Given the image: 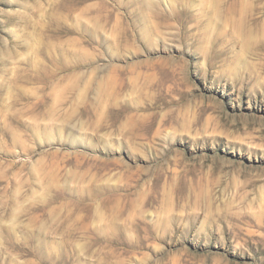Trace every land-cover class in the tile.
Returning <instances> with one entry per match:
<instances>
[{
  "label": "rangeland",
  "instance_id": "1",
  "mask_svg": "<svg viewBox=\"0 0 264 264\" xmlns=\"http://www.w3.org/2000/svg\"><path fill=\"white\" fill-rule=\"evenodd\" d=\"M0 264H264V0H0Z\"/></svg>",
  "mask_w": 264,
  "mask_h": 264
}]
</instances>
